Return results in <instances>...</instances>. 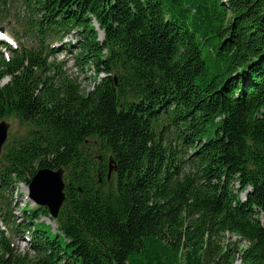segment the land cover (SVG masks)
<instances>
[{
  "label": "trees",
  "instance_id": "trees-1",
  "mask_svg": "<svg viewBox=\"0 0 264 264\" xmlns=\"http://www.w3.org/2000/svg\"><path fill=\"white\" fill-rule=\"evenodd\" d=\"M16 1L0 122L24 131L0 159V264H264V0ZM61 51L105 74L93 91ZM60 168L52 238L48 209L17 223L6 193Z\"/></svg>",
  "mask_w": 264,
  "mask_h": 264
},
{
  "label": "rangeland",
  "instance_id": "rangeland-1",
  "mask_svg": "<svg viewBox=\"0 0 264 264\" xmlns=\"http://www.w3.org/2000/svg\"><path fill=\"white\" fill-rule=\"evenodd\" d=\"M11 7H9V12H6V14H1L0 15V29L2 28L4 30V34L2 35L3 37L0 36V39L2 41L5 42V39H7V41L10 43V45H12L14 48L19 46V43L17 41V39L14 37L13 33H12V25L10 24L11 19H8L7 16L10 14H20L21 16H23L20 12L22 11L21 7V2L19 3L16 0H11ZM100 34V39H102L104 37V35L101 33V31L99 32ZM3 38V39H2ZM25 43V41H24ZM65 43H67V40H65ZM58 46V45H56ZM0 51L3 53V55L5 57L10 56V53L8 52V50L6 48H1ZM56 57L58 58V60L60 62H66L68 60V58L70 57V63L68 65V69L70 70V74L79 79V82L81 83L82 87L85 89H91L92 88V84L94 81H90V77L93 76V73H86L85 71H81L78 67L74 64V59L72 56L69 55V52L67 51H61L59 53H57ZM74 64V66H73ZM103 76V75H101ZM6 82V81H4ZM11 124V128H10V132L12 133H23V128L20 127L18 125V123L14 120H9L8 121ZM30 184V183H29ZM15 192L13 193V195H10V193H6V199H8L9 202H11L12 207L15 208V215H16V220L17 223L21 222V209L25 208V207H30L33 208L34 204L32 202H30L29 200V195H28V189L26 188V185L20 184V186L18 187V189L15 187ZM23 219V218H22ZM2 220L0 219V222ZM43 221V223L39 224V229L40 230H45L48 232L49 236L54 238L55 234H56V229L57 226L56 224L48 218H44L41 220ZM237 241V238H231V236L226 237L225 241L222 242V246H227L229 243L233 244L234 242ZM14 242L16 244V247L19 251V253L21 252L22 254L25 253V251L28 249L27 247V241L23 240L20 241L17 238L14 239ZM235 264H241L240 260L236 261Z\"/></svg>",
  "mask_w": 264,
  "mask_h": 264
},
{
  "label": "water",
  "instance_id": "water-1",
  "mask_svg": "<svg viewBox=\"0 0 264 264\" xmlns=\"http://www.w3.org/2000/svg\"><path fill=\"white\" fill-rule=\"evenodd\" d=\"M9 130L10 124L7 121L0 122V158L9 136ZM113 170V168L110 169V175ZM64 172L62 168L58 170L40 169L28 186L29 199L36 205L47 208L53 219H57L66 201Z\"/></svg>",
  "mask_w": 264,
  "mask_h": 264
}]
</instances>
